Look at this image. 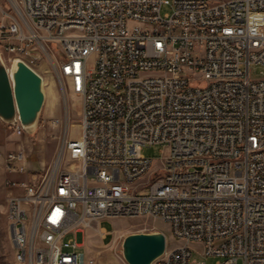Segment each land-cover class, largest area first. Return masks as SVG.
Masks as SVG:
<instances>
[{
  "label": "built area",
  "instance_id": "2783aa9c",
  "mask_svg": "<svg viewBox=\"0 0 264 264\" xmlns=\"http://www.w3.org/2000/svg\"><path fill=\"white\" fill-rule=\"evenodd\" d=\"M0 50L54 69L81 98L80 131L42 177L7 178L14 257L95 264L100 220L158 217L182 243L150 264H264V0H16ZM162 5L171 10L161 13ZM78 21V29L67 28ZM33 67V66H32ZM2 120L0 119V122ZM15 132L23 127L18 118ZM165 143L159 162L141 146ZM5 165L22 160L8 151ZM81 232V238H78Z\"/></svg>",
  "mask_w": 264,
  "mask_h": 264
},
{
  "label": "rangeland",
  "instance_id": "374dc122",
  "mask_svg": "<svg viewBox=\"0 0 264 264\" xmlns=\"http://www.w3.org/2000/svg\"><path fill=\"white\" fill-rule=\"evenodd\" d=\"M170 5H162L161 13L169 12ZM264 13H252L253 17ZM18 16L16 0H0V22L8 21L11 17ZM55 58L45 54L33 63V68L43 78L44 101L35 125L29 130L23 129L21 133L15 132L11 124L0 122V264H29L26 260L19 261L14 257L9 234V217L7 194L9 191L20 190L10 188L6 183L7 178L32 181L42 177L56 164L62 154V139L65 135L77 136L80 131L81 98L79 95L66 90L63 79L57 75L54 62L60 56V51L55 50ZM13 58L5 57V64L9 67ZM264 66L252 64L250 74L252 77L261 75ZM21 150L24 154L22 160L13 163L15 169H8L5 165V155L8 151ZM141 152L150 156L153 161L159 162L162 155L168 151L165 143H155L141 146ZM10 171L11 175H9ZM100 226L108 231L104 237L100 232L90 230L94 237H98L104 243L111 241L115 235L114 244L119 253L124 235L130 232L162 231L166 237L167 247L182 243V239H176L170 230L168 222L146 215H118L109 216L100 220ZM113 233V234H112ZM86 235L83 243L85 244ZM189 247L193 255L202 259L206 264H212L219 256L215 254L205 255L202 253V243L190 241ZM113 253V254H112ZM114 250L97 253L95 264H112ZM123 256V255H122ZM237 264H241L238 260Z\"/></svg>",
  "mask_w": 264,
  "mask_h": 264
},
{
  "label": "water",
  "instance_id": "95a60500",
  "mask_svg": "<svg viewBox=\"0 0 264 264\" xmlns=\"http://www.w3.org/2000/svg\"><path fill=\"white\" fill-rule=\"evenodd\" d=\"M9 71L0 56V119L13 124L16 117L25 130L32 128L39 116L44 90L42 75L19 57L13 58ZM81 238V232H78ZM165 247L162 231L130 232L123 236L121 252L128 264H150Z\"/></svg>",
  "mask_w": 264,
  "mask_h": 264
},
{
  "label": "crops",
  "instance_id": "0c3cea01",
  "mask_svg": "<svg viewBox=\"0 0 264 264\" xmlns=\"http://www.w3.org/2000/svg\"><path fill=\"white\" fill-rule=\"evenodd\" d=\"M8 172H9V175H11L10 171H7V173ZM103 229H104V233L100 235V237H104L106 234H109L110 232H112V231H108V229H106L105 227H103ZM114 241H115V235L112 236V239L110 242L104 243L102 240H99L98 237H94V234H92L90 231H87L85 246H86V250L88 254L93 255L96 261H97V258H96L97 253L106 251L112 247V249L114 250V254H115L113 255L114 256L113 259L114 258L115 259L112 264H128V262L124 259V257L119 253L115 245H113Z\"/></svg>",
  "mask_w": 264,
  "mask_h": 264
},
{
  "label": "bare ground",
  "instance_id": "6f19581e",
  "mask_svg": "<svg viewBox=\"0 0 264 264\" xmlns=\"http://www.w3.org/2000/svg\"><path fill=\"white\" fill-rule=\"evenodd\" d=\"M251 15H252V13H251ZM67 28L78 29V21H67ZM0 56L3 58V60H5L6 54L2 50H0ZM14 62H15V60H12V62L10 63V65L8 67L9 71H11L14 68ZM9 234H10L12 246L14 248V255H15V253H17V244H15V236H14L13 231H11L10 228H9Z\"/></svg>",
  "mask_w": 264,
  "mask_h": 264
}]
</instances>
